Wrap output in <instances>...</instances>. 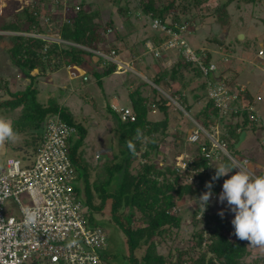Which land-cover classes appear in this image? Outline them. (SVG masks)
Returning a JSON list of instances; mask_svg holds the SVG:
<instances>
[{
    "label": "trees",
    "instance_id": "1",
    "mask_svg": "<svg viewBox=\"0 0 264 264\" xmlns=\"http://www.w3.org/2000/svg\"><path fill=\"white\" fill-rule=\"evenodd\" d=\"M106 1L117 8L120 17H125L123 21L126 30L125 35H121L117 29L112 30L114 29L115 18L113 19L111 15L102 26V23L99 22L100 13L97 10L87 11L84 9V6L87 5L85 0H79V10L70 12L65 21L53 23L50 19L51 24H53L51 32L53 31L64 43H56L26 35H46L49 33V26L41 18L43 14L47 15L44 12L33 14L39 3H33L37 7L36 9L23 8L18 17H13L9 21L0 24V32L11 33V35L0 36L1 38H8L6 51L11 64L18 69L24 79L30 80L24 91L10 93L8 82L0 75V92H6L11 97L9 101L0 102V107L10 108L11 111L22 108L12 126L16 133L27 136L25 137V145L30 144L32 146L31 153L24 154L19 159L24 160L36 154L42 136L41 124L47 118L58 115L63 122L75 127L77 130L76 138H70L69 140L68 155L76 172L78 170L77 166L82 169L81 174L77 172L74 190L77 196L81 191L84 194L82 198L79 197L87 209L85 215L88 218V223L90 226L104 228L103 225L94 221L91 212H99L106 201L110 200V215L125 236L130 264H139L140 260L135 256V251L142 245L146 247L141 258L143 264H182L185 261H189L191 264H246L245 259L251 255L249 242L241 241L233 234L234 229L231 222H229L230 220L225 215L221 218V216L214 213L210 201L203 215H201L198 201L201 194L208 191L205 187L206 182L213 185L211 189L212 196L219 195L221 182L228 178L222 176L215 181H212L211 178L220 165L233 168L230 160L219 149L210 152V140L202 135L201 142L192 144L193 148H190L189 151L190 156L187 155L185 160L186 162L191 160L188 165L189 170L181 173L172 164H167L166 167L159 166L154 158L159 155V146L164 138L162 136L163 132H159V124L149 120L148 117L153 108L158 109L164 115L162 126L165 127L171 106L170 100L166 96L175 99L188 114L193 110V104L205 99L203 106L193 114V117L191 116L192 119L210 134H213L211 129L217 125L219 129V133L216 135L218 141L225 145L232 157L236 160L242 159L243 156H235L236 154L242 155L243 152L242 149H235V144L242 131L252 133L257 129L255 120L250 119L253 112L245 108L230 107L226 112L227 114L222 116L214 108L212 101L207 98L205 93L206 80L224 79L230 83L235 75L229 80L224 78L223 74L227 72L226 68L217 65V71L210 72L204 78L198 66L185 60L178 52L177 60L170 67L159 68L156 73L147 78L150 84L143 82L128 94L127 103L129 105H123L122 107L129 108L133 112L135 116L133 122H122L119 114L112 109V105L107 104L105 109L112 114L115 121L113 131L117 134L119 149L116 154H112V159L106 160L102 164L101 173L97 172V178L104 174V179L96 180L93 183L89 181V165L82 158L83 150H81L87 135L86 123H77L71 119L68 109L58 106L54 98L49 99L45 105L37 100V89L33 85L36 75L32 74L33 71L46 74L47 71L55 72L65 66H83L90 58L89 55L93 56L92 51H103V46L106 49L112 47L117 52L118 47L116 44L118 42L124 44V37L129 36L131 33L132 23L130 18L137 10H140L141 16L150 21L158 19L169 27L176 25V30L183 25L186 26L187 30H194L192 23L189 24L186 20L198 17V14L194 11H198L195 10L196 6L199 7L203 2V0H139L137 7H131L129 0ZM230 1H226L214 11L220 23L226 21L227 14L225 11ZM249 1L253 2L255 0ZM49 2L53 4V0H49ZM122 3L125 7H122ZM0 7H4L1 0ZM176 7L179 14H181L178 18H175V15H170L171 9ZM96 19H98V22H95ZM109 29L112 33L108 32ZM108 33L113 34L110 40ZM211 39L215 41L217 49L228 51L223 48L225 46L223 41H218L215 37ZM162 40V36L158 37L157 34H152L140 42L142 45L149 42L156 47ZM235 41L239 43L237 39ZM160 53L164 54V52ZM206 53L205 65L212 57V53ZM95 56L97 57L95 58L96 63L101 65L102 71L93 70L91 73L96 78L97 83L101 84L103 79L115 72L116 65L109 62L108 66H104L105 60L96 53L93 57ZM151 56L157 61L156 63L167 59L165 57L164 59L155 57L154 53ZM188 74L190 77H187ZM202 78L204 80L195 89H189V85L194 79L200 80ZM172 83H177L179 88H174ZM142 85L148 86L152 94L142 95ZM187 89H189L188 92H186ZM200 92L202 94H199ZM187 96H190L191 103ZM240 99H243L244 103L247 104L246 106L254 103L249 92L242 95ZM238 104L241 103L238 102ZM260 128L262 129V127ZM138 130L139 139H137ZM128 142L134 144V152L129 150ZM260 147L264 151V143ZM202 148L206 155L202 152ZM138 157L141 158L140 163L137 162ZM252 172L254 171L252 170ZM255 174L256 176L264 175V173L259 172ZM78 180H80L81 185H77ZM94 193L99 199L98 206L94 204ZM185 196L191 198L195 203L190 216L193 228L190 240L194 244L179 250L176 260L172 261L169 259V253L160 255L157 254L156 250L160 242H164L167 237L171 238V235H174L173 233H178L181 229L184 216L183 214L178 215L177 211L172 213V210ZM127 209L131 213H128L125 217L126 224L122 220V213ZM134 212L139 214V217L135 220L138 222L136 227L130 226ZM155 238H157L156 241H154ZM106 251L102 254L103 258L107 256ZM183 258L185 259L183 260ZM259 260L263 261L264 264V258L262 257L254 259V264H257Z\"/></svg>",
    "mask_w": 264,
    "mask_h": 264
},
{
    "label": "rangeland",
    "instance_id": "2",
    "mask_svg": "<svg viewBox=\"0 0 264 264\" xmlns=\"http://www.w3.org/2000/svg\"><path fill=\"white\" fill-rule=\"evenodd\" d=\"M87 1V5L84 6V9L87 11L97 10L100 13L99 22L102 23V26L111 15L113 19L115 18V27L118 28L120 34H126V30L123 26L125 17H120V15H118L117 8L114 5H111L110 2L106 0ZM226 1L228 0H203L199 7L196 6L195 10L198 11H194L198 14V17L188 18L186 20L189 24L192 23L194 30H187L185 25H183V27L186 41L197 55L200 56L201 53L199 52L207 49L212 53L210 60L214 61L219 67L223 66L226 68L227 72L223 74L225 76L224 78L229 80L235 74L236 77L234 76V79H236V81L233 79L230 83L234 85L237 83L243 84L250 93L254 94V109H250L249 106L247 109L254 112L256 118L254 122L257 129L252 133L249 131L247 132V142L238 146L239 149L243 150L242 155L236 154L235 156H243L242 159L237 158L239 161H242L244 158L249 160L247 169L252 175L256 176L255 173L257 171L264 172V151L262 147H260L262 143H264V65H261L255 57L256 49L259 48L260 45H264V0H255L253 2L249 0H231L225 11L227 14V18H225L226 21L225 23H220L214 11ZM1 2L4 4V7H0V24L4 21H9L13 17H18L23 8L27 7L30 10L37 8L33 4L36 3L34 0H15L16 4L11 0H1ZM138 2L139 0H129V5L131 7H137L139 5ZM122 7H125L123 3ZM41 8L42 6L39 9ZM45 9L47 10L45 14H47L53 23L62 21L64 17L62 9L58 7L52 9L50 6H45ZM171 10V16L175 15V18L181 16L177 7ZM39 12L42 13L41 11ZM130 21L132 23V29L130 35L124 37L125 45L119 42L116 44L119 52H116L112 47L106 49V47H102V45L100 46L103 48V51H95L101 53L104 57L108 56L112 49L115 51L112 60H105L103 63L104 66H108L110 61L116 64L115 72L103 79L101 84L97 83L96 78L91 73L93 70H97L98 72L102 71L101 65H97L96 63L95 58L97 57H93L95 55L94 51H92L94 53L93 56L89 55L90 58L87 59L83 66H65L55 72L47 71L46 74H41L37 71L32 72V74L36 75L33 85L37 89V100L40 103L45 105L49 99L54 98L58 106L67 108L70 111L71 119L77 123L87 122L89 135L87 134V138L85 139V143L83 142V148L81 150H83L82 158L86 164L89 165L90 183L104 179V174L97 178V172L101 173L102 169L100 168L102 164H104L106 160L109 161L112 159L111 154H116L119 149L117 134L113 131L115 121L112 114L106 111L105 105L114 104V106L119 107L129 105L127 103L128 94L138 85L143 84V82L149 83L147 78H150L159 68L170 67L177 60V53L179 52L178 49H168L167 51L161 49L164 51V54L161 53L155 55V57H160L162 59L165 57L167 59L156 63L157 61L151 56L153 52H151L148 47L152 44L147 42L146 45H142L140 41L152 34H157L159 37L161 36V32L153 29L151 21L141 16L140 10L132 14ZM95 22H98V19H96ZM111 33L108 34L110 35ZM239 34H243L244 38L238 43L235 39H237ZM7 35H11V33L0 32V36ZM112 35L109 36V40L113 37ZM45 36L48 37L47 40L49 41L56 42L60 40L61 43H64L53 31H50ZM213 37L218 41H223L225 45L223 48L233 52L217 49L218 47L215 41L211 39ZM7 47L8 38L0 37V75L8 82L10 93L22 92L29 85L30 80L24 79L19 71H13L18 69L11 64L6 51ZM224 58H228V61L224 63L220 62V60ZM187 77H190L189 74ZM203 80V78L200 80L194 79L191 85H189V89H195ZM172 86L174 88H179L177 83H172ZM189 89H187L186 92H188ZM141 91L144 96L152 94L150 88L145 85L141 86ZM199 94H202V92ZM187 97L191 103L192 100L190 96ZM9 100H11L9 94L1 91L0 102ZM204 101L205 99L193 104V110L189 112L190 115L184 111L177 101L172 102L170 100L171 106L168 112L167 125H165V127L162 126L164 119L163 113L156 108H153V111L149 113V120L159 124V132L162 131V136L164 137L159 146V155L154 158V161L159 166L166 167L165 165L167 164L176 166L180 161H185L187 155L190 156L189 151L193 148V145L187 144L186 138H188L189 134L194 129L191 120L193 114L203 106ZM238 102L241 104H237L236 107L241 109V105L244 104V101L243 99H239ZM21 109L20 107L11 111L10 108L4 106L0 107V117H4L13 123L18 117L19 112H21ZM260 127H262V129ZM214 132L213 135L216 136V131ZM35 135L37 136V134ZM75 136L76 135H73L71 138H76ZM88 136H90V138ZM25 137L27 136L18 134V138L15 142L8 141L3 146H0V171L7 158H21L24 154L28 155L31 153L32 146L30 144L25 145ZM213 138L216 139L215 137ZM96 151H100L99 159H95L94 157L96 156ZM140 159L141 158L138 157L137 162L140 163ZM214 162L216 163V161ZM77 169V172L81 174L82 169L78 166ZM252 170L254 172H252ZM236 171H238V169H233L231 173L223 177L230 178ZM222 184L223 182H221L220 193L222 191ZM94 195V204L98 206L99 199L95 193ZM79 196L81 198L84 196L82 191L79 193ZM218 196L219 195L212 196L209 200L212 210L216 214L222 210L224 215L230 220L229 222H231L234 218V213L229 211L226 201L224 203L218 201ZM19 200L22 206L26 207L30 205L29 197L26 194H20ZM110 203V200H108L99 212H91L93 213L94 221L104 226L103 229L107 235V256L104 258V261L107 264H130L128 245L123 232L111 218ZM194 206V201L188 196L183 197L176 204V208L172 210V213L177 211L178 215L183 214L184 219L182 227L178 233H173L174 235H171V238L167 237L164 242H160L156 250L157 254L167 255L169 253V259L175 261L179 250L194 244V242L190 240V234L193 230L190 216L194 210ZM4 208L7 214L13 215L18 209V204L13 198H10L5 202ZM128 213H131L128 209L124 210L122 213V220L126 224L127 220L125 217ZM138 217L139 214L134 212L130 226L136 227L138 225V222L135 221ZM156 240L157 238L154 239V241ZM145 249L146 247L142 245L135 251V256L140 260L139 264H143L141 258L145 253ZM249 250L251 255L245 259L246 264H254V259L264 258V248L249 246ZM184 259L185 258H183V260ZM182 264L191 263L185 261ZM257 264H263V261L259 260Z\"/></svg>",
    "mask_w": 264,
    "mask_h": 264
},
{
    "label": "built area",
    "instance_id": "3",
    "mask_svg": "<svg viewBox=\"0 0 264 264\" xmlns=\"http://www.w3.org/2000/svg\"><path fill=\"white\" fill-rule=\"evenodd\" d=\"M78 3L79 0H53V6L63 11L62 21L66 20L70 12L79 10ZM33 14L38 12L34 11ZM41 18L49 26L50 32L53 26L50 18L44 14ZM151 23L154 30L161 32L163 39L156 47L148 46L154 55L168 49H178L185 60L198 66L204 78L217 70L214 61L208 60L207 65L204 63L208 50L200 51L199 56L191 49L186 41L183 26L176 30V25H173L174 28L169 27L158 19L152 20ZM108 32H111V29ZM26 35L48 39L42 34ZM58 42L61 43L60 40L56 41ZM110 52V56H105L107 59L101 53H95L109 61L115 55L113 49ZM255 57L264 65V45L256 49ZM227 61L228 58L220 60ZM246 92L247 88L243 84L234 85L224 79L206 80V96L222 116L227 114L230 107L238 108V101ZM166 97L172 102L176 101ZM246 105L244 103L241 108L248 110ZM249 108L254 109V104L249 105ZM112 109L119 114L122 122L135 120L129 108L112 105ZM250 119L256 120L254 112ZM191 120L194 129L186 139L187 144H198L204 135L210 140V152L219 149L230 160L234 170H246L252 175L247 169L246 158L242 161L236 160L225 145L218 141V137ZM41 129L42 136L36 154L24 160L7 158L0 171V264H107L102 255L106 251L107 235L101 227L89 225L85 215L87 209L74 190L77 172L68 152L69 140L76 135L77 130L63 122L58 115L47 118ZM211 130L216 131V135L219 133L217 125ZM202 152L205 153L203 148ZM99 156L96 155L95 159ZM190 163L191 160L180 161L175 169L183 173L189 170ZM20 194L28 195L29 206L21 205ZM10 198L18 204V209L13 215L7 214L4 208L5 202Z\"/></svg>",
    "mask_w": 264,
    "mask_h": 264
},
{
    "label": "clouds",
    "instance_id": "4",
    "mask_svg": "<svg viewBox=\"0 0 264 264\" xmlns=\"http://www.w3.org/2000/svg\"><path fill=\"white\" fill-rule=\"evenodd\" d=\"M17 138L18 134L14 131L11 121L0 117V146L8 141L15 142ZM139 138L138 130L137 139ZM127 146L134 152L132 142H128ZM233 169L220 165L216 168L212 181L231 173ZM212 186V183L206 182L205 187L208 191L202 193L198 199L201 215L212 197ZM218 201L220 203L226 201L229 211L234 213V218L231 220L233 234L241 241H248L249 246L264 248V175L252 176L246 170L238 169L235 174L223 181ZM218 215L223 218L224 212L221 210Z\"/></svg>",
    "mask_w": 264,
    "mask_h": 264
},
{
    "label": "crops",
    "instance_id": "5",
    "mask_svg": "<svg viewBox=\"0 0 264 264\" xmlns=\"http://www.w3.org/2000/svg\"><path fill=\"white\" fill-rule=\"evenodd\" d=\"M12 2H14L15 4H16V2H15V0H11ZM34 1H36V3H39V6H38V8H37V10H35V11H41V12H44V13H47L46 11V9H45V6H50L52 9H54V7H53V4H52V2H49V0H34ZM88 1L86 0V3H87ZM38 5V4H37ZM42 6V8L41 9H39L40 7ZM47 15V14H46ZM115 22V21H114ZM116 23V22H115ZM114 23V29H117L118 30V28H116L115 27V24ZM14 72H18V70H13ZM235 75V74H234ZM2 76V75H1ZM235 81H236V79H235ZM249 92V91H248ZM249 94L253 97V101H254V94L253 93H250L249 92ZM116 96V95H115ZM264 104V103H263ZM107 105V104H106ZM106 105H105V107H106ZM112 105H114V104H112ZM62 106V105H61ZM69 111V110H68ZM70 112V111H69ZM98 122V121H97ZM86 123V126H87V122H85ZM87 134L89 135V133H88V129H87ZM89 138H90V136H88ZM87 138V135H86V137H85V139ZM247 140H248V138H246L245 139V143L247 142ZM243 142V143H244ZM84 143H85V140H84ZM104 149V148H103ZM111 149V148H110ZM100 152V151H99ZM99 152L98 151H96V153H95V155H98L99 154ZM112 155V154H111ZM95 157V156H94ZM99 158H100V156H99ZM98 158V159H99ZM258 172V171H257ZM259 173H264V172H259ZM80 180H78V184L79 185H81V182H79Z\"/></svg>",
    "mask_w": 264,
    "mask_h": 264
},
{
    "label": "water",
    "instance_id": "6",
    "mask_svg": "<svg viewBox=\"0 0 264 264\" xmlns=\"http://www.w3.org/2000/svg\"><path fill=\"white\" fill-rule=\"evenodd\" d=\"M244 38V35L243 34H239L238 37H237V40L240 41ZM43 127V123L41 124V128ZM246 135H247V132L246 131H242L239 135V139L237 141V143L235 144V149H239V145H241L244 140L246 139Z\"/></svg>",
    "mask_w": 264,
    "mask_h": 264
}]
</instances>
